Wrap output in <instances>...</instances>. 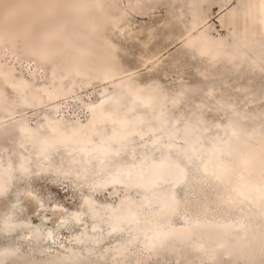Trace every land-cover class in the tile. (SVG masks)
<instances>
[{
    "label": "bare ground",
    "instance_id": "6f19581e",
    "mask_svg": "<svg viewBox=\"0 0 264 264\" xmlns=\"http://www.w3.org/2000/svg\"><path fill=\"white\" fill-rule=\"evenodd\" d=\"M160 1L184 18L179 39L204 62L198 76L223 84L231 72L260 76L259 82L228 87L245 96L243 107L254 102L264 83V0H0V139L5 135L20 148L16 165L8 158L0 161V195L14 169L24 174L34 164L38 172H57L60 164L52 152L58 148L66 155L63 171L90 185L81 208L69 213L77 232L62 237L28 221L24 232L28 243L46 240L63 252L88 241L87 252L29 258L30 264H123L133 246L134 264H143L137 260L144 254L147 261L174 255L184 264H264V112L239 108L238 101L224 100L226 86L209 85L205 99L216 103L213 109L223 108L219 115H228L226 123H212L221 133L205 124L202 112L209 106L203 100H194L179 130L176 119L170 122L166 115L185 89L169 95L154 78L141 83L116 61L118 46L109 35L133 31L127 16L150 13ZM233 3L218 17L226 35L214 34L208 24L211 5L223 9ZM155 56L146 57L151 71L159 66ZM20 58L33 66L25 72L17 68L14 61ZM96 81L109 89L86 104L84 120L75 112L67 119L66 101L80 100L74 95ZM194 86L188 87L191 93L198 89ZM27 110L37 111L35 125ZM187 162L199 171L192 180L203 184L201 195L211 197L190 198V190L184 200L176 197L175 186L188 183ZM98 187L113 189L109 194L117 199L98 201L91 192ZM23 198L36 202L39 214L45 210L29 189ZM10 200L8 194L1 199L3 236L15 233L9 225L21 223ZM50 210L54 223L64 225V207L54 204Z\"/></svg>",
    "mask_w": 264,
    "mask_h": 264
},
{
    "label": "rangeland",
    "instance_id": "374dc122",
    "mask_svg": "<svg viewBox=\"0 0 264 264\" xmlns=\"http://www.w3.org/2000/svg\"><path fill=\"white\" fill-rule=\"evenodd\" d=\"M236 5L237 3H233L231 5L228 4L223 9H220L218 4L211 5L210 10L207 12L209 16L208 24L212 26L211 31L214 34H217V31H219L222 35H226V31L220 26L218 17L221 13L231 9ZM128 19V23L133 28V31L124 33L121 36H116L114 33L118 35H120V33L118 30H115L109 35V37H111L118 46V48L115 50L116 61L121 64V69L125 74L131 73L132 76L137 78L141 83H150L151 79L154 78L169 95L175 94V92L181 88L185 89L184 93L179 95L180 101L176 105H173V107L170 109V113L166 115L167 120L170 122L173 121V117L176 119L173 125L178 126L179 130L185 123L184 118L187 116V112L194 107V100H203L206 102V105L209 106L203 109L204 113L202 112L204 115L205 124L209 126V131L215 132L217 130L218 133H221V128L213 127L212 123L216 121L226 123L228 115H219L221 109L223 108H219L220 110L213 109L216 103L214 102L211 104L205 99V89L208 88L209 85L213 86L214 88L221 85L226 86L224 92L225 94L223 95L224 100L238 101L239 108H244L245 110L249 108L255 111L258 110L264 112V99H260L261 96L264 95V83H261V85L257 87L256 90L258 91L259 95L254 97L255 101L245 107L242 106L246 101L245 96L239 95V90H237L238 88H228L229 84L236 85V83H238L240 85H249L251 82H259V79L257 78L260 76H251L250 79H247L250 74H248L246 71L241 75L237 72H231L226 84H223L221 81L217 80V78L209 80L198 76L196 69L198 67H202L204 62H202V60L197 56L189 54L182 46L181 39H183V37L179 39V36L184 30V18L171 13L168 5H165L162 1L157 2L156 8L152 12L144 15H128L127 20ZM1 50L2 49L0 48V52ZM152 54H156L154 59L158 58L159 66L157 69L151 71L150 63L147 62L148 60L146 61V57ZM4 56L9 57L11 55L4 53ZM10 61L11 60H8V62ZM17 61H19V63ZM14 64L16 67L18 66L17 68L24 72L28 66H33V62L28 63L26 62L25 58H20V60L16 59ZM40 71L42 72H40L41 74L44 73L43 68ZM192 86H194L195 90L196 88L198 89L191 93L192 90H188V87ZM104 87L109 89L108 84L96 81L93 85L79 90L77 94L74 95V97H80V100H77L75 97V99H69L65 103L68 104V108L65 109L66 118L71 119L75 112L76 114H79L81 120H84V114H86V104L90 101H96L100 99L99 92ZM248 90L249 88H245L242 89V92L246 93ZM189 103L190 105L187 106ZM36 112L37 111L35 110L26 111V114L30 116L29 122L32 125H35V123L40 120V118L37 117ZM254 120L257 121L259 119L256 118ZM262 120L264 122V119ZM1 146H4L5 148L0 151V161L5 163V159L8 158L11 160L13 165H16L20 159V148L18 147L16 141L8 139L7 136L4 135L0 139V147ZM135 154L137 158H140L139 149L135 150ZM121 155V160L123 162L126 163L129 161L128 150H124ZM52 157L54 158L55 162L60 164L57 172H38L36 171L34 164H30L28 171L24 174L20 173L19 169H14L11 183L7 184L5 193L0 195V207L2 205L1 199L8 194L9 199H11L10 201L15 208L16 219L21 221V223L9 225V230L11 232H15L8 233L10 236H8V234L3 236L0 233V264H30L29 258L40 259L46 255L59 256L64 252L70 254V251L72 250L74 253H76L77 250H81V254H84L87 252L86 247L90 248V245L88 244L89 242L87 241L84 246L72 245L69 246L70 249H67L63 252L62 250L64 249H58L57 245L54 243H49L48 241H43L41 239L34 242L29 241L28 243V240L24 237V232L27 230L28 226L27 221L28 224H31L32 226H38L42 228V230L50 227L54 233L63 235L62 237L69 235L72 232L78 231L77 226H75V224H73L69 218V213L81 208L82 196L90 185L88 183H83L76 180L72 175L68 174L66 171H63V168H67V166L65 165L66 155L61 148L56 150L54 149L52 152ZM189 159L195 162L194 156L189 157ZM185 167V175L189 176L188 183L183 184V182H180L175 186L174 190L176 197L181 201L184 200L187 197L186 194L189 190L191 191L190 194H188L190 198L195 197L194 193L198 194L202 200H205V197H211L212 195L209 194H207V196L201 195L202 192L200 191V186L203 184L200 183L201 181H199V179L196 178L192 180V177H195L197 174H199V171L194 169V165H192L190 162H187ZM26 189L32 191V193H34L37 198L45 204V210L40 212V214L35 211L36 202H32L31 200L28 201L24 198L21 199L22 196H24V190ZM109 191L114 190L111 189ZM109 191L103 190L99 187L96 189H91V192L94 193L98 201L114 202L117 199V195L115 194V197L111 198ZM118 192V194H122V189L119 188ZM134 196L137 198L138 195ZM54 204H59L65 209V223L62 226H57L54 223L56 215L50 210ZM44 217H48L49 219L45 221ZM86 225H88V223H86ZM18 227H21L22 230L15 231ZM6 246L10 247L13 251L11 250L10 253L9 251H6ZM101 249L103 250V248H100V250ZM137 252L138 249L136 250L134 246L131 251L126 250V262L123 264H134L135 253L137 254ZM11 253L14 255L17 254V259ZM128 255L130 256L128 257ZM144 256L145 254L142 257L144 258ZM143 258L138 259L139 261L137 260V262L143 264H184V262L180 259L178 262H175L174 255H171L169 260L157 259L153 261H147Z\"/></svg>",
    "mask_w": 264,
    "mask_h": 264
}]
</instances>
